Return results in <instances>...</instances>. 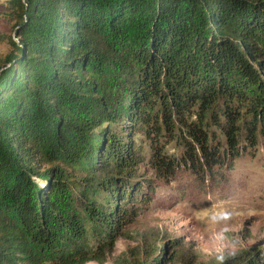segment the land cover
I'll list each match as a JSON object with an SVG mask.
<instances>
[{"label":"trees","instance_id":"trees-1","mask_svg":"<svg viewBox=\"0 0 264 264\" xmlns=\"http://www.w3.org/2000/svg\"><path fill=\"white\" fill-rule=\"evenodd\" d=\"M8 2L16 15L0 64V264H104L147 200L143 182L129 183L143 161L137 134L162 178L222 166L264 137V0ZM176 139L178 157L160 152ZM97 171L109 173L102 183ZM104 192L113 205L102 210L93 196ZM86 224L100 238L93 250L82 247ZM140 256L132 248L110 264L163 262Z\"/></svg>","mask_w":264,"mask_h":264},{"label":"rangeland","instance_id":"rangeland-1","mask_svg":"<svg viewBox=\"0 0 264 264\" xmlns=\"http://www.w3.org/2000/svg\"><path fill=\"white\" fill-rule=\"evenodd\" d=\"M8 1L0 0V64L10 51L8 40H14L16 13ZM210 131L213 139L223 142L219 131L213 127ZM165 140L160 138L161 144ZM180 141L158 144V149L176 158L182 152ZM133 142L143 161L131 171L129 183L143 182V198L147 200L135 203V216L115 237L104 264L132 248L141 253L139 261L143 263L161 254L162 264H220L231 257L243 259L246 254L258 252L263 258L258 261L264 264L263 136L256 135L252 147H243L235 159L226 160L222 166L199 175L179 167L164 178L150 166L151 148L144 136L135 135ZM108 174L97 171L92 178L102 183ZM82 188L73 193H82ZM93 198L94 206L102 210V204L113 205L105 192L95 193ZM85 226L82 247L93 250L100 238L88 224ZM152 248V257L144 259Z\"/></svg>","mask_w":264,"mask_h":264}]
</instances>
